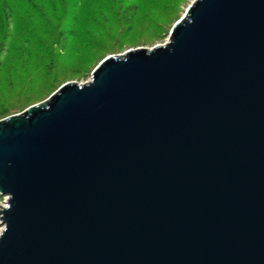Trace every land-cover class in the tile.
<instances>
[{
    "label": "water",
    "instance_id": "1",
    "mask_svg": "<svg viewBox=\"0 0 264 264\" xmlns=\"http://www.w3.org/2000/svg\"><path fill=\"white\" fill-rule=\"evenodd\" d=\"M0 197V264H264V0L1 118Z\"/></svg>",
    "mask_w": 264,
    "mask_h": 264
},
{
    "label": "rangeland",
    "instance_id": "2",
    "mask_svg": "<svg viewBox=\"0 0 264 264\" xmlns=\"http://www.w3.org/2000/svg\"><path fill=\"white\" fill-rule=\"evenodd\" d=\"M192 1L0 0V108L17 106L22 80L31 78L40 65L50 67L45 72L50 86L39 98L44 100L66 82L88 81L108 55L165 43ZM134 5L138 10L133 28L124 36V12ZM60 30L70 36L62 54L54 46ZM84 39L89 43H82ZM7 206V198L0 197V210Z\"/></svg>",
    "mask_w": 264,
    "mask_h": 264
},
{
    "label": "trees",
    "instance_id": "3",
    "mask_svg": "<svg viewBox=\"0 0 264 264\" xmlns=\"http://www.w3.org/2000/svg\"><path fill=\"white\" fill-rule=\"evenodd\" d=\"M1 1H5V0H1ZM137 10L138 7L136 5L126 7L124 12V16H126V18H124V27L122 29V33L124 34V36L126 33H129V31L133 28L132 23ZM81 37H83V35ZM69 41H70V36L68 35L67 31L60 30L54 39V46L56 48V51L62 54L67 49V45ZM81 41L84 44L89 43V41L86 39ZM47 69H50L49 65L46 64L40 65L36 70H34L35 72H33L31 78H27V76L24 77V79L22 80V86L20 87V91H19L20 97L17 100V106L12 105L8 107L4 106L0 108V115H3L2 118L19 112L18 108L24 109L32 104L42 101L39 98L44 93V91L47 90V87L50 86V82H51L50 79L49 80L46 79L49 78L48 76L50 75L48 73H45ZM40 80H42V82ZM39 83L40 84L42 83L40 87L37 86ZM29 88L31 89L28 91L27 89ZM0 90H2V88ZM12 110L14 111V113H11Z\"/></svg>",
    "mask_w": 264,
    "mask_h": 264
},
{
    "label": "bare ground",
    "instance_id": "4",
    "mask_svg": "<svg viewBox=\"0 0 264 264\" xmlns=\"http://www.w3.org/2000/svg\"><path fill=\"white\" fill-rule=\"evenodd\" d=\"M3 229H0V232H2Z\"/></svg>",
    "mask_w": 264,
    "mask_h": 264
},
{
    "label": "built area",
    "instance_id": "5",
    "mask_svg": "<svg viewBox=\"0 0 264 264\" xmlns=\"http://www.w3.org/2000/svg\"><path fill=\"white\" fill-rule=\"evenodd\" d=\"M3 229V228H2ZM0 234H1V232H0Z\"/></svg>",
    "mask_w": 264,
    "mask_h": 264
}]
</instances>
